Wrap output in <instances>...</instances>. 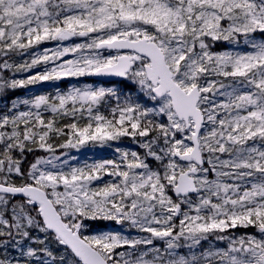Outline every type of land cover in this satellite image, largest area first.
<instances>
[{"label":"snow or ice","instance_id":"1","mask_svg":"<svg viewBox=\"0 0 264 264\" xmlns=\"http://www.w3.org/2000/svg\"><path fill=\"white\" fill-rule=\"evenodd\" d=\"M0 100V264H264V0H0Z\"/></svg>","mask_w":264,"mask_h":264},{"label":"rangeland","instance_id":"2","mask_svg":"<svg viewBox=\"0 0 264 264\" xmlns=\"http://www.w3.org/2000/svg\"><path fill=\"white\" fill-rule=\"evenodd\" d=\"M75 42H79L78 40L75 41ZM55 46V42H51L50 44H43L41 45V50L43 48H52ZM27 58V57H25ZM43 69V66H41L40 70ZM28 75V73H24V74H20V78H23L24 76ZM84 78H87V77H80V78H66L64 80H67L66 81V86L63 90H67L69 87L73 86V85H76V86H81L83 85L84 83H94V82H91L89 80H85ZM58 81H48V82H45L47 84H55L57 83ZM29 86H32V85H29ZM29 86H27L26 88H28ZM54 94V93H53ZM131 145L132 142H130ZM117 147H120V148H127V145L124 146V145H121V143H118V142H113L112 144L110 145H107V146H94V145H89V146H86L85 148L77 151V150H72L71 151V154L76 157V163H79L78 161V158H81L83 163L84 161H87L88 163H91L93 161H98V160H106V159H113L115 158V148ZM85 153V157H81L82 154ZM100 156V157H98ZM112 227H118L116 225H112ZM136 233L133 232V235H135Z\"/></svg>","mask_w":264,"mask_h":264},{"label":"trees","instance_id":"3","mask_svg":"<svg viewBox=\"0 0 264 264\" xmlns=\"http://www.w3.org/2000/svg\"><path fill=\"white\" fill-rule=\"evenodd\" d=\"M50 43L51 42H46V44H50ZM38 70H40V69H38ZM84 79L89 80V81H93L90 77H87ZM66 81L67 80H61L55 84H47L45 82H41V83H38V84H35L32 86H29L28 88L18 89L12 94V99H15L17 97L27 98V97H31L33 95L44 94V93H55V91L57 89L63 90L65 88ZM93 82L98 83L96 81H93ZM6 103L10 104V101L0 100V109H2ZM130 142H131L130 140L125 139V140L118 142V143H121V145H124V146L127 145V148L135 149L136 146L134 144L131 145ZM85 155L86 154L83 153L81 157L83 158V157H85ZM116 156H117V154L115 153V158H116ZM98 157H100V156H98ZM78 161H79V163H83L81 158H78ZM84 162H87V161H84Z\"/></svg>","mask_w":264,"mask_h":264},{"label":"water","instance_id":"4","mask_svg":"<svg viewBox=\"0 0 264 264\" xmlns=\"http://www.w3.org/2000/svg\"><path fill=\"white\" fill-rule=\"evenodd\" d=\"M93 80H95V81H99V82H101L102 81V79H104V78H99V77H91Z\"/></svg>","mask_w":264,"mask_h":264}]
</instances>
